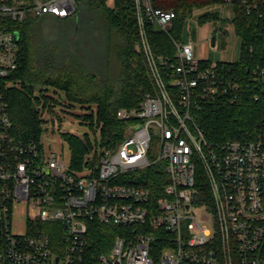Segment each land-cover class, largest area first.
<instances>
[{
    "label": "built area",
    "instance_id": "built-area-1",
    "mask_svg": "<svg viewBox=\"0 0 264 264\" xmlns=\"http://www.w3.org/2000/svg\"><path fill=\"white\" fill-rule=\"evenodd\" d=\"M154 2L136 0L155 91L119 110L124 139H95L76 169L43 137L17 138L4 91L19 66L15 23L73 16L79 0H0V264H264V139L211 141L195 116L203 102L238 101L242 85L193 40L156 54L146 23L171 32L177 13ZM157 164L156 197L142 181ZM97 223L116 230L100 250Z\"/></svg>",
    "mask_w": 264,
    "mask_h": 264
},
{
    "label": "trees",
    "instance_id": "trees-1",
    "mask_svg": "<svg viewBox=\"0 0 264 264\" xmlns=\"http://www.w3.org/2000/svg\"><path fill=\"white\" fill-rule=\"evenodd\" d=\"M226 3L233 8L232 23L241 40L240 57L234 62L218 63L237 77L242 93L233 103L223 98L203 102L195 111L196 122L211 141L264 139V0H155L156 7L177 13L175 26L166 32L147 22V34L156 54L172 57L176 52L173 39L182 37L186 18L194 10ZM93 8L100 12L95 26L103 37L102 48L109 55V62L75 63L68 46L46 40L43 22L47 19L56 22L60 33L68 35V32L72 38L80 23L83 26L88 23L85 10ZM222 20L220 9H207L199 16L201 24ZM14 27L20 33L19 66L10 76L11 85L5 89L4 97L17 138L25 142L41 140L45 128L40 105L45 108L46 101L41 103L36 92L52 88L63 91L68 100L82 106L86 112L79 115L81 123L90 126L95 135L100 130L103 147H115L124 139L127 122L119 118V110L139 107L145 95L155 91L141 47L136 0H79L73 16H29ZM63 137L70 146L72 166L80 169L93 148V138L89 133L78 135L68 131ZM146 171L142 182L157 197L164 188L163 168L157 164ZM92 233L99 250L105 239L112 245L116 236L114 227L100 223L93 226Z\"/></svg>",
    "mask_w": 264,
    "mask_h": 264
},
{
    "label": "rangeland",
    "instance_id": "rangeland-1",
    "mask_svg": "<svg viewBox=\"0 0 264 264\" xmlns=\"http://www.w3.org/2000/svg\"><path fill=\"white\" fill-rule=\"evenodd\" d=\"M207 9L222 10L224 20L201 24L199 22V16ZM85 11L86 14L84 13V15L88 14L87 22H92L91 24L93 25L88 26V23H85L83 26L82 23H80V28L76 30V35L70 38L68 32V35L60 33L59 24L47 19L43 22L45 38L48 41H54L60 46H68L71 55L74 57L73 60L75 63L86 64L87 62H98L106 64L109 62V55L104 54L105 52L102 48L104 43L102 42L103 37L95 26L100 17V12L94 8L91 9V11ZM233 15V8L231 4L228 3L194 10L184 22L183 33L180 39L183 42L195 40L196 43H198L200 38L202 41L209 27L211 29H217L216 44L213 45L211 41L210 46L212 53L211 60L213 62L220 61L224 53H226V60L234 62L240 57L241 40L236 34L234 24L232 23ZM36 93H39L41 96V103L46 101V107L42 108V111L45 114L44 117L50 120V122H47L49 126L44 124L45 132L42 136L46 147H52L58 152H63L65 160L68 161L71 157L70 146L63 137V133L67 131L78 135L89 133L94 141L96 137L100 138V130H98L95 135L90 126L81 123L82 119H80L79 115H83L86 111L81 108L82 106L79 103H73L68 100L63 91H54L50 88L47 91ZM48 97H53L54 100L50 101ZM52 120H56L54 125ZM16 229L20 230L21 227H17Z\"/></svg>",
    "mask_w": 264,
    "mask_h": 264
},
{
    "label": "crops",
    "instance_id": "crops-1",
    "mask_svg": "<svg viewBox=\"0 0 264 264\" xmlns=\"http://www.w3.org/2000/svg\"><path fill=\"white\" fill-rule=\"evenodd\" d=\"M209 23H211V22H209ZM216 34H217V29H211L209 27L206 30L202 41H201V38L199 39V42L197 41L198 43H196L195 40L193 41L194 47H195V53L199 58L213 62L211 60L212 53H211V47L210 46H211V41H212L213 45L216 44V40H217ZM214 37H215V40H213ZM220 61H227L226 60V53H224V55Z\"/></svg>",
    "mask_w": 264,
    "mask_h": 264
},
{
    "label": "water",
    "instance_id": "water-1",
    "mask_svg": "<svg viewBox=\"0 0 264 264\" xmlns=\"http://www.w3.org/2000/svg\"><path fill=\"white\" fill-rule=\"evenodd\" d=\"M19 36H20L19 32H16V38H17V39L19 38ZM213 40H215V37H214Z\"/></svg>",
    "mask_w": 264,
    "mask_h": 264
}]
</instances>
